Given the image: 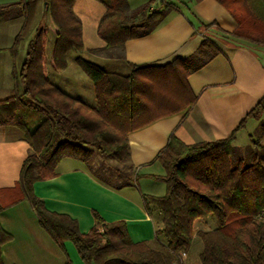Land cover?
<instances>
[{
	"label": "trees",
	"instance_id": "16d2710c",
	"mask_svg": "<svg viewBox=\"0 0 264 264\" xmlns=\"http://www.w3.org/2000/svg\"><path fill=\"white\" fill-rule=\"evenodd\" d=\"M39 1L0 5V18L18 11L24 17L21 30L7 49L14 60L34 22ZM43 1L49 22L37 29L21 67H13L12 93L0 99V126L18 128L31 147L17 182L0 188V213L27 200L41 226L66 255V264H72L65 248L68 240L85 264H184L196 236L203 243L201 264H264V95L226 138L186 144L171 134L156 158L164 174L152 175L165 183L166 192L143 195L146 211L153 215L157 210L161 216L156 246L162 244L163 248L148 241L134 242L124 221L106 222L96 212L92 229L81 233L76 219L49 210L36 195L34 183L55 177L65 158L83 161L102 178L91 166L96 152L103 159L126 163L117 169L120 178L126 176L125 180L117 178L118 185L102 179L118 189L135 184L139 175H134L129 164V135L191 109L197 96L188 76L219 50L206 37L189 58L158 66H132L126 74L78 55L75 62L93 83L95 102L91 104L65 91L50 77V69L64 72L68 68L71 52L84 51L83 24L74 11L77 0ZM98 1L106 7L97 31L107 49L123 51L128 40L154 32L181 5L187 8L188 18H198L202 28L213 25L190 8V1L201 0H163L158 4L148 0L133 10L127 9L125 0ZM216 1L237 22L232 32L219 29L223 37L264 46V0ZM50 35L53 42L48 53ZM248 117L262 121L251 135L252 155L244 161L237 157L234 143ZM208 216L215 218L216 227L196 230L195 221ZM162 236L167 243L161 242ZM12 238L0 223V264H5L2 248Z\"/></svg>",
	"mask_w": 264,
	"mask_h": 264
},
{
	"label": "crops",
	"instance_id": "0c3cea01",
	"mask_svg": "<svg viewBox=\"0 0 264 264\" xmlns=\"http://www.w3.org/2000/svg\"><path fill=\"white\" fill-rule=\"evenodd\" d=\"M16 1L19 0H0V5ZM162 1L157 0V4ZM42 2L39 1L36 16L40 12L45 16ZM189 5L197 17L213 25L202 28L198 18L187 17L188 10L184 6V10L171 11L154 32L128 40L122 51L107 49L106 42L98 34L99 22L106 12L102 2L77 0L74 4V11L83 24L82 53L99 54L101 60L106 57L111 64L120 61L129 72L132 66H158L176 58H189L206 37L219 49L208 62L188 76L190 88L197 96V102L191 109L164 117L129 135V164L134 175L137 173L143 183L137 180L135 184H126L118 189L94 175L90 167L75 158L63 159L55 177L34 183L36 195L45 202L47 208L76 219L81 233L92 229L95 222L93 213L96 212L106 222L124 221L134 242L148 241L156 246V226L161 224V216L150 215L146 211L143 195L160 196L166 192L165 183L158 188L159 192L154 191L156 185L151 188L149 184H152V180H158L152 175L164 174V168L156 158L168 144L171 134L175 133L186 144L226 138L264 95V46L223 37L219 29L232 32L237 22L218 1H190ZM19 20L23 21L20 11L0 18V57L4 60L5 68L7 63L12 64L10 54H4H8L7 49L12 45L15 35H3L2 25ZM122 53L123 57L120 56ZM13 88L10 68L4 72L0 82V99L8 97ZM69 93L94 103L86 100L75 89ZM261 121L248 117L245 126L238 131L234 144L239 159H250L251 135ZM30 151V144L24 140L18 128L0 126V188L11 187L17 182L22 163ZM0 223L13 236L2 248L5 264H66V255L41 226L27 200L2 211ZM65 248L72 264H85L71 241L65 242ZM201 250L202 246L194 255L190 250L184 257V264H201Z\"/></svg>",
	"mask_w": 264,
	"mask_h": 264
},
{
	"label": "rangeland",
	"instance_id": "374dc122",
	"mask_svg": "<svg viewBox=\"0 0 264 264\" xmlns=\"http://www.w3.org/2000/svg\"><path fill=\"white\" fill-rule=\"evenodd\" d=\"M41 2L43 0H40ZM126 2V6L127 9L129 10H133L135 8H137L141 3L144 2V0H125ZM145 3V2H144ZM143 3V4H144ZM45 6H46V2L43 1L42 2V8L45 10ZM136 6V7H134ZM181 9H185V7L183 5L180 6ZM23 21H24V17H23ZM23 21L21 22V20L19 21H8L5 22L2 25V30L1 33H3V35H15L14 38L16 37V35L19 33V31L21 30V27L23 25ZM49 20L48 17L44 14H42L41 12L35 17L34 22L31 26L30 31L28 32L27 36L22 40L21 45H20V51L18 56L16 57V59H12V64L7 63V68H5L4 65V60L3 58L0 57V82L2 83V78L4 75V72H8V69L10 70L11 68V75H12V69L14 66H16L18 69L21 67L22 63L24 62L25 58H26V53L30 44V41L34 38L36 31L39 27L48 24ZM14 42V40H13ZM52 42H53V36L50 35L49 38V42H48V46H47V52L49 53L52 49ZM13 44V43H12ZM10 52H8V54H4L6 56H9ZM80 55L92 62H95L97 64L102 65L103 67H105L107 70L110 71H114L117 70L118 72H121L123 74L128 73V68L125 66L124 63L122 62H114L113 64H111L109 61V59H106V57L104 59L101 60V55L99 54H91V53H78V52H71L69 54L68 57V63H69V68L67 71L65 72H56L53 69H50V77L51 80L61 86L64 87L65 90H67V92H72L73 89H75L76 91H79V94L84 97L86 100H91V102H95V95H94V88H93V83L91 81V79L86 75L85 72H83L80 67L77 65V63L75 62V58ZM10 57L11 54H10ZM119 68V69H118ZM13 79V77H12ZM14 81V80H13ZM15 85V83H14ZM72 88V90L70 89ZM71 90V91H68ZM72 94V93H71ZM264 120V117L263 119ZM256 131V130H255ZM103 161V165L101 164ZM126 165L125 162H121L115 159H103L99 154H97V152L95 153L93 159H92V168L93 170L102 178H104L106 181L110 182L113 185H118L120 182H117V178L118 179H122L125 180L124 177H126L125 175L121 176L118 174L117 169H123L122 166ZM103 167V168H102ZM122 167V168H121ZM126 173V171L128 172V175H130V171L129 170H124ZM123 173V174H124ZM134 179V175L130 176ZM140 183H143L141 179H138ZM157 181V182H156ZM150 181L152 184L151 188L156 185L157 189H154L155 192H159L158 188L162 187L164 185V182L161 181ZM137 183V182H135ZM126 185H122V187H124ZM164 193H162L163 195ZM154 215L158 217L159 212L157 210L154 211ZM207 223L206 226H204V224ZM195 229L199 230V229H204V230H209L212 229L214 227H216V220L215 218H213L212 216H208L206 218H200L197 219L195 221ZM159 239H161L162 243H167V239L165 237H160ZM203 243L201 241V239L196 236L194 238V242L191 248V253L192 255H194L198 250L199 247L202 246ZM156 247L159 248H163L162 244L158 245Z\"/></svg>",
	"mask_w": 264,
	"mask_h": 264
}]
</instances>
